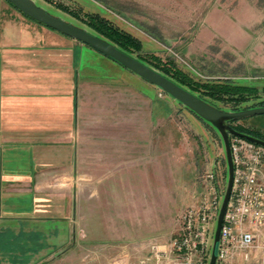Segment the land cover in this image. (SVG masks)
I'll use <instances>...</instances> for the list:
<instances>
[{
  "label": "crops",
  "instance_id": "obj_1",
  "mask_svg": "<svg viewBox=\"0 0 264 264\" xmlns=\"http://www.w3.org/2000/svg\"><path fill=\"white\" fill-rule=\"evenodd\" d=\"M261 31L253 56L264 69V24ZM234 33L229 44L244 48L249 36ZM98 53L16 9L0 13V264L45 226L46 208H60L54 189L77 178L81 164L86 179L119 183L101 206L112 221L117 212L123 242L143 239L140 186L131 182L172 174V110L142 92L139 75Z\"/></svg>",
  "mask_w": 264,
  "mask_h": 264
},
{
  "label": "rangeland",
  "instance_id": "obj_2",
  "mask_svg": "<svg viewBox=\"0 0 264 264\" xmlns=\"http://www.w3.org/2000/svg\"><path fill=\"white\" fill-rule=\"evenodd\" d=\"M36 1L50 13L85 29H89L83 22L87 14L107 19L137 38L135 54L138 57L151 62L172 59L178 68L198 81H228L244 88L243 101L232 103L211 99L219 110H232L231 104L240 105L236 111L264 106V69L257 67L253 56L260 58L256 50L262 46L264 0ZM13 9L8 1L0 0V13L9 14ZM234 31L239 39L249 36V42L243 43L244 48L229 44L233 37L235 39ZM126 75L138 76L127 70ZM140 79L143 93H150L172 110L166 124L173 128L172 174L166 173L159 181L131 182L132 187L134 184L140 186L142 226L139 235L143 239L134 247L123 242L122 226L119 228L116 224L117 212L109 214L114 217L115 221H112L101 206L102 201H107L102 196L107 187L117 188L119 183L86 179L81 164L77 178L67 181L61 189H54L52 196L55 195L56 205L60 208H55V213L50 212L51 206L46 208L45 220L48 221L45 226L37 234L31 229L28 244L24 241L19 248L14 247V255H8L11 264H152V246L158 247L177 235L178 215L188 205L199 202L202 191L209 184L203 178L206 173L213 172L222 200L228 182V167L223 140L216 127L165 95L163 90ZM233 124H230L233 128L246 127L248 131L264 136V114L245 117ZM215 223L217 218L214 216L213 231ZM108 224L110 227L115 224L109 229L112 230L110 235ZM126 254L127 260L123 261ZM248 264H264L258 250Z\"/></svg>",
  "mask_w": 264,
  "mask_h": 264
},
{
  "label": "built area",
  "instance_id": "obj_3",
  "mask_svg": "<svg viewBox=\"0 0 264 264\" xmlns=\"http://www.w3.org/2000/svg\"><path fill=\"white\" fill-rule=\"evenodd\" d=\"M231 136L234 180L220 228L216 264H248L257 250L264 259V147ZM203 178L209 184L197 204L179 213L177 235L152 246V264H209L214 237L211 224L220 210L221 195L213 172Z\"/></svg>",
  "mask_w": 264,
  "mask_h": 264
},
{
  "label": "water",
  "instance_id": "obj_4",
  "mask_svg": "<svg viewBox=\"0 0 264 264\" xmlns=\"http://www.w3.org/2000/svg\"><path fill=\"white\" fill-rule=\"evenodd\" d=\"M9 1L16 10L26 16L30 17V20H34L43 26L50 27L57 30L58 33H62L71 39H77L98 51L100 54H104L110 58L111 61L121 64L126 70H129L145 81L151 83L154 87H157L165 92V95L171 96L174 100H177L179 104L188 108L192 113L197 114L202 120L206 121L209 125H213L218 130L220 138L223 140V149L225 151L226 164L228 167L225 194L220 201V210L217 213V223L214 227V237H212V249L209 254V264L217 263V250L219 247V237L221 236V225L224 223V214L227 211L229 196H231V186L234 180L233 170H235L232 161V151H230V135L244 137L247 140H251L261 147H264V141L258 137L252 135H246L239 132L229 124L230 121L235 122L242 118H248L256 114H264V106L258 108H249V110H238L236 112L232 110H219L203 99H200L197 95L192 94V91L186 87H181L173 81L171 78L166 77L159 70L151 68L150 65L145 62L139 61L137 57L131 54H127L124 50L119 49L117 46L112 45L110 41L103 37H98L88 28L80 27L72 24L69 21L63 19L61 16L50 13L42 6H39L36 0H5Z\"/></svg>",
  "mask_w": 264,
  "mask_h": 264
},
{
  "label": "trees",
  "instance_id": "obj_5",
  "mask_svg": "<svg viewBox=\"0 0 264 264\" xmlns=\"http://www.w3.org/2000/svg\"><path fill=\"white\" fill-rule=\"evenodd\" d=\"M12 7L15 8L14 5H12ZM23 15L26 16L25 14ZM26 17L30 19V17ZM86 17L87 18H85L83 22L89 26V31L93 32L98 37H103L106 40L110 41L112 45H115L119 49L124 50V52H126L127 54L129 53L131 55H134L139 61L145 62L146 64L150 65L151 68L159 70L162 74H165L166 77H169L173 81L178 83L179 86L186 87L187 89L192 91V94H194L195 96L197 95L200 99L206 101V103L214 106V103L211 101V99H216L221 102L231 101L232 103H235L236 100L240 102L245 99L242 93V90H244V88L237 87V85H231V83L228 81H198L197 79L193 78L190 73H187L184 70L178 68V64L172 59H168V61L166 62L161 60H154V62H151V60H147L143 57H138V55L135 54V48H137L138 45V40L136 37H134L129 32L123 31V29L116 24L110 23L107 19L96 16V14H87ZM230 106L233 111L240 109L239 104H231ZM234 128L239 132L245 133L249 136L252 135L254 137H258L264 141V136L259 135V133H256L253 130L248 131L246 127L240 126Z\"/></svg>",
  "mask_w": 264,
  "mask_h": 264
},
{
  "label": "flooded vegetation",
  "instance_id": "obj_6",
  "mask_svg": "<svg viewBox=\"0 0 264 264\" xmlns=\"http://www.w3.org/2000/svg\"><path fill=\"white\" fill-rule=\"evenodd\" d=\"M229 124H233V122H232V121H230V122H229ZM233 125H234V124H233Z\"/></svg>",
  "mask_w": 264,
  "mask_h": 264
}]
</instances>
